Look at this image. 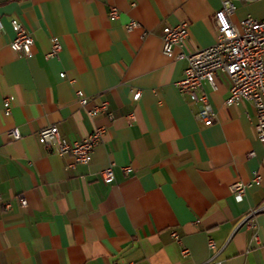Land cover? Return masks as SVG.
I'll use <instances>...</instances> for the list:
<instances>
[{
    "label": "crops",
    "instance_id": "0c3cea01",
    "mask_svg": "<svg viewBox=\"0 0 264 264\" xmlns=\"http://www.w3.org/2000/svg\"><path fill=\"white\" fill-rule=\"evenodd\" d=\"M233 3L236 27L248 17L264 20V0ZM220 5L0 0V199L11 205H0V264H264L260 249L248 250L250 232L240 225L264 198L255 110L247 101L226 104L230 80L218 71L216 90L201 89L217 117L205 127L194 119L197 105L174 85L187 64L179 55L215 42ZM110 7L119 13L113 20ZM13 19L32 35L30 57L9 47ZM181 21L188 23V38L167 57L161 31ZM130 22L136 26L127 31ZM52 38L62 48L47 58ZM76 91L88 107L79 105ZM102 102L107 109L89 117L86 109ZM50 125L69 142L96 126L106 131L82 165L38 143V131ZM12 128L19 139L7 136ZM111 164L113 180L105 183L99 171ZM255 171L260 185L236 200L231 185L248 182ZM257 223L264 243V213Z\"/></svg>",
    "mask_w": 264,
    "mask_h": 264
},
{
    "label": "built area",
    "instance_id": "2783aa9c",
    "mask_svg": "<svg viewBox=\"0 0 264 264\" xmlns=\"http://www.w3.org/2000/svg\"><path fill=\"white\" fill-rule=\"evenodd\" d=\"M220 8L213 15L215 27V42L204 49L197 50L191 54H180L185 58L186 67L180 80L174 83L177 91L182 96L197 105L194 119L197 123L205 127L211 126L217 119L216 113L209 101L206 93L202 92V86L207 84L212 91L216 90L215 75L221 71L230 80V87L226 104L231 105L241 101H247L255 110L257 138L264 147V20L257 21L250 17L241 21L240 28L232 24L230 16L235 11L233 0H220ZM118 10L110 7L108 16L113 20L118 17ZM11 28L14 37L9 43V47L16 53L30 57L33 38L17 20H11ZM136 26L130 22L126 29L130 31ZM188 38V23L181 21L174 26L163 27L160 34L161 51L167 57L173 56L176 47H182ZM61 43L58 39L52 38L50 50L47 58L58 57L61 51ZM64 77V73H60ZM140 92L133 94V100H138ZM76 98L83 108L88 107L89 100L82 91H76ZM107 109V103L93 105L87 108L89 117H95L100 112ZM3 113H10V103L7 99L3 101ZM105 127L96 126L92 132L79 141L69 142L64 139L55 125H50L40 129L37 133L38 143L49 153L63 157L71 156L73 164L87 165L91 160L94 148L101 142ZM7 136L13 140L20 138L17 129L12 128L6 131ZM252 155V153H251ZM112 164L99 171L101 180L110 183L113 180ZM125 173H130V166L122 167ZM261 176L258 172H253L251 179L246 182H237L231 185V193L236 200H241L246 190L251 186H259ZM19 203L24 206V199H19ZM3 209L9 210V202L0 199ZM264 213V198L261 203L249 209L244 215L240 225L250 232L248 250L260 249L264 255V243H262L257 223L258 215ZM171 237L180 243V239L175 232H171ZM208 248L216 250L213 241H208ZM182 254H188V250L183 248ZM132 264V263H127Z\"/></svg>",
    "mask_w": 264,
    "mask_h": 264
}]
</instances>
